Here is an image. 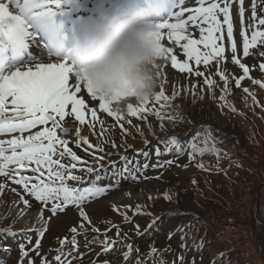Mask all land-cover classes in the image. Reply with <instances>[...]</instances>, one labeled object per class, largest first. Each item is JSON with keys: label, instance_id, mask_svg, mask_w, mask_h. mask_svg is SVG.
Here are the masks:
<instances>
[{"label": "rangeland", "instance_id": "rangeland-1", "mask_svg": "<svg viewBox=\"0 0 264 264\" xmlns=\"http://www.w3.org/2000/svg\"><path fill=\"white\" fill-rule=\"evenodd\" d=\"M68 1L69 0H62L58 6L52 5L51 12L44 9L45 12L41 16L52 18L56 16L65 17L72 22L70 19L76 18V16L79 15L80 10L78 6L89 4L91 1L93 5L91 4L92 6L87 7V9L92 10L95 9V3H97V0H74L75 3L72 2L73 0H70V4L68 5ZM123 1L124 0H122V2ZM208 2H212V0H205V5H207ZM0 3L7 4L9 10L14 14H20L21 10L13 0H0ZM157 3L160 6L157 12V24L169 20L174 10L179 11V7L176 8L177 0H157ZM229 3L231 4V14L234 23V39L238 47L236 55L241 59L242 63H246L249 66L250 78H245L240 86L236 85L235 79L243 75V72L242 69L231 60V40L226 37L224 43L226 46L225 55L227 59L220 67L229 77V90H232L233 93H230L228 97L221 89L225 87L224 81L216 74L214 66H210L208 71L212 73V78L218 83L216 90L215 88H209V86L205 84L203 77L202 79L195 75L188 76L185 73H180L179 70L173 69L170 66V61H161L162 67L160 71L165 75L158 78L156 93L161 91V83H163L165 95L169 97L172 96L175 89L180 90V94L172 100V105L168 112L162 114L167 117H177L175 121L169 118L161 120L159 117L154 118V116H148L146 113L143 115H146L147 119L131 117L127 113V106H124V110H122L124 118L119 122H117L114 117L108 116L107 113L98 112L99 118L104 120L103 126L99 121L94 122V126H80L79 122L75 121L74 116L66 117L67 124L65 126L70 125V132L71 129L80 128L81 135L87 136L90 144L98 147H93L85 151L87 145L81 143L77 146L76 141L79 137H77L74 132L71 134H64L60 133L58 130V134L61 135L62 138L67 139L73 151H75L82 160L91 163L94 168L97 167L96 157L103 155L104 159L100 161V163L103 164L104 169L100 170L101 178L99 184L112 185V187L109 188L104 195L92 199L83 205L91 220V224H88L87 221H83V218L79 215V209L75 206H69L64 212L57 213L53 216L50 211L44 209L41 202L35 200L30 194L25 193L22 186L16 185L12 180L0 176V184L5 185L3 189H0V264H30V262L31 264H42V261L45 259L49 264H59L55 257L61 254L59 251L60 249H63L62 260L66 258V260L71 261V264H137V261H139L140 264H151L152 262H150L149 259H145L146 255L151 252V249L145 250L144 248L145 244H149L150 242L144 238L143 231L139 228L140 226L143 227V225L136 223L138 218L141 219L144 216L139 214H145L136 211L138 205L140 206V211L145 208L146 211L151 212L143 217L147 222H150L152 215L161 212L160 209L167 208L170 211H174L171 217L167 219L163 218L161 228H167L182 220L183 218L179 210L184 214L186 211L195 212L200 215L207 214V209L204 208V202L201 206L197 204L200 196L205 192L204 187L212 186V184L214 185L222 177H241L244 168L239 161L241 158H232L235 154L233 149H236L228 147V142L232 139L227 135H223L219 128L223 131L236 128L241 132L242 136L250 141L252 140L249 147L245 148L247 153L252 155L261 153L262 156H264V87L252 82L253 80L264 81V70L259 68V64L264 63V55H261V53H264V43L258 42L254 48H250V55L244 57L242 36L243 30H247L249 38H251V32L254 30L259 29L264 31V26L258 23L259 19L264 18V0H244V13L242 17L240 15V0H229ZM253 4H255V17H253L252 14ZM64 6L71 7L64 9ZM197 6H199L198 0H195V2L194 0H184V4L182 5V7ZM95 10L97 11L89 13L81 11L82 15L88 13V17L76 20L77 24L73 23V29H75V27L78 28L74 33L75 36L84 32V24L89 17L98 14V9L96 8ZM29 12H32V10ZM22 15L25 21L26 34H28L31 31L29 29L31 25L26 19V12L22 13ZM187 15L188 13L185 14V19ZM41 16L39 18L40 21L45 18ZM33 20L37 26L38 17ZM61 24L63 25V22ZM189 31L192 32L194 38H199L198 29L190 27ZM1 39L4 42L0 43V50L5 54H14L15 57L18 56L17 60L19 63L7 65L0 76L9 75L17 70L23 71L29 68L35 70L37 65L47 62L52 63L58 56L63 59L67 57V61H69V56L67 55L69 49H62L60 46H57L58 41H54L51 46L37 43L33 49L28 48L24 51L25 53H22L15 49L19 40L11 36H9L8 39L0 38V40ZM165 46H172L174 48V54L179 47L178 45H174L171 41H168ZM179 55L183 56L182 50L179 51ZM191 63L194 65V62ZM214 63L215 62H213V64ZM200 70L205 71L203 65L200 66ZM69 75L70 78L78 79L73 71ZM206 75H208V72H206ZM244 88H248L249 92L246 93ZM198 90L199 92H196ZM82 91L84 90L82 89ZM192 91L196 93L192 94ZM252 93L258 97L257 100L254 101L251 98L250 94ZM222 95H225V100H221ZM86 100H90V97L86 96ZM151 104L152 103L149 104V107L154 108ZM89 106L91 107L93 105L90 104ZM96 106L98 107V105ZM233 108L235 110H233ZM177 113H179V115H177ZM129 119L131 120V124L128 123ZM150 122L152 123L151 128L157 126V129H159L161 124H163V126L167 124L178 126L179 130L178 133L173 132L171 134L162 132L158 137L151 138L149 133H146ZM121 123L124 125V128L120 127ZM203 124L206 126L211 125L219 130L215 129L214 132H211L213 135H211V139L208 141L207 145L205 144L206 146H211L210 142L212 140L216 141V136H219V143L217 141V145H219V156H217L215 152L200 154L199 152H193V150L189 149L192 143L188 141L192 138L190 137L191 134L194 135L200 128L199 126ZM40 127L42 126H37V129H33L32 131L39 130ZM137 127L141 129L143 136H141L140 132H137ZM124 129L128 131L125 132ZM102 131L104 132L103 135H101ZM219 132L221 135H219ZM230 132L226 131L225 133L229 135L231 134ZM233 133L239 134L236 131ZM171 135H177L181 140L184 138L187 139L186 145L182 143V146L185 148V153L173 157L155 155V151L153 150L154 146L160 143L159 147L163 149L165 145L163 143L166 142ZM1 137H3L2 134H0V138ZM206 137H208V135H203V133L200 132L198 140L205 142ZM10 138L11 136L8 139ZM254 141L259 142L258 146L253 145ZM113 143L115 147H113ZM247 144H249V141H247ZM241 145L243 146V144ZM251 145H253L255 149H253ZM197 147L203 148L204 145L198 144ZM101 148L103 149L102 152L98 150ZM122 157H126L131 163L129 164V171L124 173L126 178H121V176H119L116 184L112 181L116 176L113 175V165L115 166V170H122L125 166V161ZM164 157L165 161L159 165L160 160ZM252 160L263 163L260 159L257 161L256 158H253ZM166 161H171V163H165ZM62 162L69 163L70 158L65 157ZM200 164H203L204 168H207L209 171H212V169L218 170L220 168L222 171L225 169L227 171L221 176H215L217 174L211 173L210 176L213 177L198 183L199 190L195 192L193 189L189 188L192 185V180L200 175L207 176L203 175L206 174L205 171L198 167ZM144 165H148V167L145 168ZM23 174L32 175L30 172H25ZM75 174L82 175L85 181L83 184L73 183L75 187L88 186L87 181L91 180L95 182L96 180L95 173L87 174L78 169ZM145 179H147V181H144ZM172 187L179 191L185 190L183 191L184 193L181 194L183 197L175 204L168 203L170 201L163 198V192L173 193L171 192ZM13 188H15L16 191H12ZM214 188L219 194H222L224 198L229 199L230 195L233 194V191L227 186H215ZM222 189L224 190L221 191ZM122 190H125L126 193L135 198V200H130L125 204H112L111 198L119 195ZM227 195L229 197H227ZM22 197L29 201L28 205L23 203ZM155 197H158L155 205L157 207H163L148 210L147 205L152 201L151 198L155 199ZM215 199H219V197L216 196ZM253 201L254 208H252V206L249 207L251 216L257 223H261V225L257 224L258 230L254 232L253 237L250 238L246 224L234 222L230 219L227 220L226 224L219 226L217 230H210L209 236L215 239L217 243L211 244L214 245L212 247L214 251L221 247L237 260L240 259L243 264L247 258L249 264H264V253H262V251H264V209L260 206L255 209V200ZM42 209H44L43 215L48 225L46 226L47 230L44 232L43 237H40L35 229L32 230L23 225V220L18 218L17 214L20 211L31 214L32 211L41 212ZM133 210L137 212V214H134ZM242 212L247 213V210L242 209ZM81 223L84 224L85 231L83 232L80 231ZM73 227H76L78 230V234H76V246L70 243L74 236L71 231ZM172 227L173 226H171V228ZM14 228L20 229V235L17 238V231H14ZM42 228L45 227L37 229ZM4 229H11V232L15 233V235L2 231ZM94 229H98V231ZM65 238H67L69 243L62 245L61 241L65 240ZM119 238L126 241L127 244L121 242ZM110 239H118V243H115L110 251H106L105 241L107 240L109 242ZM180 239L182 238L180 237ZM37 240H39L40 243L38 249L35 247ZM171 240L172 239L169 240V248H175L177 250L173 253L172 258L168 259L169 262L171 264H176L175 261L177 259L175 254L177 253L178 256L184 258L183 264H189L187 262V254L185 253L186 250L178 248V241L171 244ZM128 245L132 246V253L131 256L125 260L124 254L128 251ZM158 245L161 250L167 249L164 246V242H159ZM25 251L28 254L22 256V252ZM194 264H198V262Z\"/></svg>", "mask_w": 264, "mask_h": 264}, {"label": "snow or ice", "instance_id": "snow-or-ice-1", "mask_svg": "<svg viewBox=\"0 0 264 264\" xmlns=\"http://www.w3.org/2000/svg\"><path fill=\"white\" fill-rule=\"evenodd\" d=\"M61 2L62 0H23L20 3L18 0L17 7L21 10L20 14H14L9 10L7 4L0 3V33H5L22 41L26 34L22 13L35 8H45L48 12H51V6H58ZM198 3L199 6L197 7H182L184 0H177L176 8L179 7V11L174 10L169 20L156 24L153 34L161 42L159 50L162 53V61H170V66L179 70L180 73L203 77L209 88H214L216 83L212 78V73L208 71L210 66H214L216 74L224 81V92L227 94L229 91V77L220 67L227 59L224 43L226 37L231 40V60L243 72V75L235 79L236 85L240 86L245 78H250L249 66L242 63L236 55L238 47L234 39L231 4L229 0H212L207 5H205V0H198ZM243 3L244 0H240L241 17L244 13ZM186 13L188 15L185 19ZM252 14L253 17L256 16L255 4H253ZM258 23L264 26V18L259 19ZM190 27L198 29L199 38L193 37L192 32L189 31ZM242 36L244 57L250 55V48H254L258 42L264 43V31L259 29L251 32V38H249L247 30L242 31ZM168 41L179 46L175 54L172 46H165ZM180 50H182L183 56L179 55ZM261 55H264V53H261ZM191 62H194V65ZM213 62L215 63L213 64ZM201 65L204 66L205 71L200 70ZM161 67L162 65H160ZM160 68L159 77L165 75L160 71ZM259 68L264 70V63L259 64ZM71 72L72 67L67 62H52L41 63L36 66L35 70L31 68L23 71L17 70L9 75L0 76V134H12L10 139H0V176L22 186L25 193L41 202L44 209L50 211L53 216L64 212L69 206H75L79 209V215L83 218V221L91 224L83 205L104 195L112 187V185L99 184L100 170L104 169L100 161L104 159V156L96 157L97 167L94 168L91 163L82 160L73 151L69 146V141L62 138L58 134V130L64 134L74 132L79 137L76 141L77 145L81 143L87 145L85 151H88V149L98 146L91 145L88 137L81 135L80 128L71 129L70 132V125L65 126L67 124L66 117L74 116L75 121H78L80 126H94L96 121H99L103 126L104 120L99 118L98 112L107 113L108 116L114 117L117 122L121 121L124 116L122 110H117L112 102L97 96L90 84H85L79 79L70 78L69 74ZM206 72H208V75H206ZM252 82L264 87V81L253 80ZM163 87V83H161V91L156 93L154 99L150 102L142 105L127 104L128 115L147 119L146 115L143 114L153 112V108L148 107L150 103L164 101L165 103L161 104V108H163L180 94V90L175 89L172 96L169 97L165 95ZM244 91L248 93L249 89L244 88ZM86 96L90 97V100H86ZM225 98V95L221 96V100H225ZM253 100L255 101V96H253ZM90 104L93 106L90 107ZM233 110L235 109L233 108ZM154 114L161 120L165 118L159 109ZM168 118L173 121L177 119L175 116ZM128 123L131 124L130 119ZM37 126L42 127L33 132L32 130L37 129ZM120 127L124 128V125L121 123ZM161 127H163V124H161ZM136 130L143 136L139 127ZM124 131L127 132L128 130L124 129ZM103 134L102 131L101 135ZM210 139L209 134L205 138L206 145ZM167 143L175 146L178 151H182L179 148L180 140L177 137L169 138ZM190 146L193 152L198 151L201 154L215 152L219 156V149L216 148L214 143L211 147L206 146L204 148H198L194 142ZM113 147H115L114 143ZM98 150L103 151L102 148ZM166 150L171 151L172 149L169 147ZM156 152L159 155L160 149L157 148ZM65 157L70 158L69 163L62 162ZM122 159L125 161L124 168L115 170L113 165V175L118 174L121 178H126L124 173L129 171L131 162L126 157H122ZM165 163L170 164L171 161ZM144 167L146 168L148 165H144ZM198 167L203 168L204 165L200 164ZM78 169L87 174L95 173V182L89 180L87 181L88 186H73V183H85L82 175L75 174ZM25 172H30L32 175L23 174ZM4 187L5 185L0 184V189ZM12 191H16V189L13 188ZM165 196L167 199H171V196L167 193ZM21 199L25 205L29 204L28 200L23 199V197ZM44 209L40 212V220H43ZM140 210L138 205L136 211L140 212ZM44 223L45 228L35 229L40 237H43L44 232L47 230V221H44ZM94 230L98 231V229ZM2 231L15 235L11 232V229ZM71 231L74 236L70 243L76 246L78 230L73 227ZM80 231H85L83 223L80 225ZM66 243H69L67 238L61 241L62 245ZM114 244L115 241L109 243L106 240L105 250L110 251ZM39 246L40 243L37 240L35 247L38 249ZM127 247L128 251L124 254L125 260L132 253V246L128 245ZM59 251L61 254L55 257L59 264H71V261L66 260V258L62 260L63 249ZM156 252L157 250L152 248L150 254L155 255ZM27 254L26 251L22 252V256ZM183 260L184 258L180 257L181 264H183ZM42 264H49V262L45 259ZM137 264H140V262L137 261Z\"/></svg>", "mask_w": 264, "mask_h": 264}, {"label": "trees", "instance_id": "trees-1", "mask_svg": "<svg viewBox=\"0 0 264 264\" xmlns=\"http://www.w3.org/2000/svg\"><path fill=\"white\" fill-rule=\"evenodd\" d=\"M216 87H215V90H216ZM221 89L224 91V88H221ZM230 93L231 94L233 93L232 90H229L226 96L228 97ZM167 112L168 111H165L164 113L166 114ZM164 117L168 118L167 116H164ZM199 127L200 128L197 130V132L194 135L191 134L190 137L192 138L188 141L194 142L196 145L202 144L204 145V147H206L204 141L198 140L200 132H202L203 135L209 136L210 134L211 136L213 135L211 132H214L216 128L211 125L206 126L204 124L200 125ZM151 130L153 131L149 133V136L151 138H156L162 132H165L166 134H171L173 132L178 133L179 127L166 124L163 127H160L159 129H157V126L152 127ZM228 131L229 132L236 131L240 134L239 135V134L230 132L231 134H229L228 137L231 138L232 140L228 142L229 143L228 147L236 148V149H233L235 154L232 158H236V157L241 158L239 161L241 162L242 167H244L243 173L241 174V177H238V176L231 177V178L222 177L214 185L212 184V186L204 187L205 192L202 196H200V199L197 202V204L201 206V204L204 202L205 204L204 208L207 209V214L200 215L195 212L186 211L184 214L185 220L183 221V223L175 227L168 228L166 230V229L161 228V222L163 218L167 219L168 217H171L174 211H169L167 208L160 209L161 212H158L157 214L152 215L150 222H147L146 219H144L143 217H145L146 214H149L151 212L146 211L145 208L139 212V213H145V214H139V215H144V216L141 219L138 218L136 223L143 225V227L140 226L139 228H141V230L143 231V234L146 235L145 238L147 239V241L150 242L149 244H145L144 248L145 250H150L152 249V247H154L157 250L155 255H151L150 254L151 252L148 255H146L145 259L146 260L149 259V261L152 262L151 264H171L168 259L172 258L173 253L177 249L169 248L170 245L168 244H170L169 242L170 239H172L171 244H174L176 241H178L179 242L177 243L178 248L182 250H186L185 253L187 254L186 257L188 259L187 262L189 264H194L196 262H198V264L199 263L201 264L202 263L243 264V262L240 259L237 260L232 255H230L227 251L222 249L221 247L214 251L212 249L214 245H211V244L216 243V241L215 239L209 236V231L210 230L214 231L215 229L217 230L219 226L226 224L227 220L230 219L231 221H234V222H242L246 224L247 229L250 234V238L253 237L254 232L258 230L257 224L261 225V223H257L256 220L251 216V213H250L251 211L249 207L252 206V208H254L253 200H255V209L259 208V206L264 209V198H263L264 196V156H262L261 153H258V154L255 153L254 155L248 154L245 148L249 147L250 143H252L251 142L252 140L250 141L246 137L242 136L241 132L238 131L236 128H230ZM167 141L164 142L163 144L169 146L170 144H168ZM217 141H218V137L216 136V141L212 140L210 143L211 145L214 143L216 148L219 149V145H217ZM247 141H249V144H247ZM180 142L186 145L187 139L184 138ZM241 144H243V146ZM258 144L259 142H256V141L253 142L254 146H258ZM159 145L160 143L156 144L155 145L156 147L154 146L153 148L156 155H157V152H156L157 148L160 149V154H164V156L166 157L181 155L182 153H184L183 151L175 152L176 148H172L171 151L166 152V151H163L159 147ZM253 145H251V147H253ZM208 147H211V146L209 145ZM189 149L193 150L191 146L189 147ZM253 149H255V147H253ZM253 158H256L257 161L260 159L263 161V163L256 162L255 160L253 161L252 160ZM163 161H165V159L162 160L161 162ZM201 169H203V171H205L206 173L203 175H207V176L200 175V176H197V178L192 180V185L189 188L193 189L195 192L199 190L198 183L203 182L209 179L210 177H213V176H210L211 173L217 174L215 176H221V175H224L225 172L227 171L226 169L222 171L221 168L218 170L212 169V171H209L207 168H204V167ZM193 181H195V183H193ZM215 186H218V187L227 186L233 191V194L232 195L229 194L230 197L227 195L229 199L224 198V196L222 194H219L218 191L214 188ZM224 189H222L221 191H223ZM183 191L185 190L179 191L172 187L171 192L173 193L172 194L167 193L168 195L171 196V199L169 200L166 198L165 196L166 192H163L164 193L163 198L165 200L170 201L168 203H174V204L178 203L179 200L183 197L181 196V194L184 193ZM216 196L219 197V199H215ZM157 198L158 197H155V199L151 198L152 201L147 205L148 210L158 209V207L160 208L163 207V206L157 207L155 205ZM242 209L247 210V213H243ZM179 211H180L179 213H182L181 210ZM133 213L137 214V212H135L134 210H133ZM247 214H248V217H247ZM150 225L151 227H149ZM180 237L182 239H180ZM111 241H115V243H118L117 240H111ZM129 241H132V240H129ZM121 242H124L125 244H127V242L123 241L122 239H121ZM159 242H164L165 244L164 246L167 249L161 250L160 246L158 245ZM262 253H264V251H262ZM175 257L177 259L175 263L176 264L181 263L180 261L181 256H178L176 253ZM189 257L192 260H190ZM244 264H249L248 258L245 260Z\"/></svg>", "mask_w": 264, "mask_h": 264}, {"label": "clouds", "instance_id": "clouds-1", "mask_svg": "<svg viewBox=\"0 0 264 264\" xmlns=\"http://www.w3.org/2000/svg\"><path fill=\"white\" fill-rule=\"evenodd\" d=\"M83 40L67 53L76 78L124 110L154 99L162 61L155 32L157 0H97Z\"/></svg>", "mask_w": 264, "mask_h": 264}, {"label": "bare ground", "instance_id": "bare-ground-1", "mask_svg": "<svg viewBox=\"0 0 264 264\" xmlns=\"http://www.w3.org/2000/svg\"><path fill=\"white\" fill-rule=\"evenodd\" d=\"M130 200H135V198L129 196V194H127L125 190H122L119 195H116V196L111 198V202L114 205L125 204V203H128ZM31 214L20 211V212H18L17 215H18V218H21V220H23V225H25L26 227H29L31 229H37L40 227H45L44 221L46 219H45L44 215H43V220L39 219L40 211H32ZM47 225H48V222H47ZM19 230H20L19 228L18 229L14 228V231L18 232Z\"/></svg>", "mask_w": 264, "mask_h": 264}]
</instances>
